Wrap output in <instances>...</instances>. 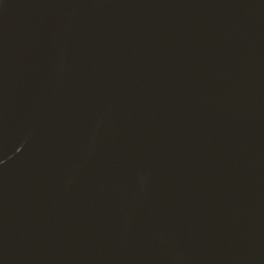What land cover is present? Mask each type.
Here are the masks:
<instances>
[{"label": "water", "instance_id": "1", "mask_svg": "<svg viewBox=\"0 0 264 264\" xmlns=\"http://www.w3.org/2000/svg\"><path fill=\"white\" fill-rule=\"evenodd\" d=\"M0 264H264V0H0Z\"/></svg>", "mask_w": 264, "mask_h": 264}]
</instances>
